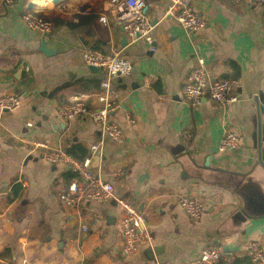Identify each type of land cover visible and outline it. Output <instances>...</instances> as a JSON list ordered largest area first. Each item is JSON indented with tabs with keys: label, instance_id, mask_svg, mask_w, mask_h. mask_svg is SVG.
Returning <instances> with one entry per match:
<instances>
[{
	"label": "crops",
	"instance_id": "crops-1",
	"mask_svg": "<svg viewBox=\"0 0 264 264\" xmlns=\"http://www.w3.org/2000/svg\"><path fill=\"white\" fill-rule=\"evenodd\" d=\"M105 1L15 0L0 8V98L20 100L15 111L0 112V264H197L208 246L228 247L234 260L248 257L253 242L264 248V219L252 223L245 236L229 231L237 208L233 195L183 179V167L168 147L181 143L198 166L209 158L212 168L254 169L252 118L257 107L264 110V5L190 0L206 27L189 35L166 14L169 0H147L152 44L138 40L122 49L124 32ZM29 11L53 24L45 38L54 52L50 56L40 51L42 36L22 21ZM85 50L106 55L119 50L132 64L131 75L114 85L119 108L111 119L122 132L118 141L102 135L91 118L57 117L58 106L76 99L96 107L93 96L103 72L82 63ZM200 61L212 79L237 82V103L185 101L183 87ZM226 131L240 136L238 150L220 152ZM98 141L104 148L93 169L113 185L117 198L144 215L152 237L132 256L122 252L121 208L115 200L66 206L60 196L73 173L31 151L34 142H44L82 159ZM182 197L204 200L199 220L181 210Z\"/></svg>",
	"mask_w": 264,
	"mask_h": 264
},
{
	"label": "built area",
	"instance_id": "built-area-1",
	"mask_svg": "<svg viewBox=\"0 0 264 264\" xmlns=\"http://www.w3.org/2000/svg\"><path fill=\"white\" fill-rule=\"evenodd\" d=\"M236 3L241 0H234ZM264 5V0H254ZM15 0H0V8L11 6ZM147 0H106L105 10L110 12L123 28L124 35L129 43L138 40L152 44V31L154 26L146 13ZM166 14L189 35L197 34L206 27L205 20L198 15L190 5V0H169ZM25 26L40 35L51 34L53 24L49 20L32 12L22 15ZM104 20V18L102 17ZM81 61L86 67H97L103 72L99 83L100 91L94 95L96 107L89 106L84 99H76L71 103H64L57 107V117L63 121H70L77 117L91 118L106 138L112 141L120 140L122 132L111 114L119 106L113 99L115 83L128 77L132 73V64L119 50H113L106 55L96 50H85L81 53ZM237 82L234 80H214L202 62L192 69L183 87L185 101L191 106H199L204 99H209L221 106H228L239 101L236 94ZM20 106L18 97L6 95L0 98V112L15 111ZM241 138L233 131H226L220 141V152L236 151L240 148ZM32 152H39V156L46 162L56 166H67L73 173L69 185L60 196V201L66 206H73L81 200L115 202L121 208L120 234L122 252L126 256L134 255L139 248L150 245L152 237L146 227L145 217L142 213L125 199L117 198L114 187L102 178L92 168L94 159L103 152L104 142L91 144L87 155L82 159L72 156L65 147H50L44 142H34ZM179 206L184 214L191 220L201 218L205 209L204 200L195 197H182ZM86 229L84 228V231ZM250 264H264V248L258 242L251 243L248 250ZM234 258L226 254L220 247L208 246L200 252L197 264H232Z\"/></svg>",
	"mask_w": 264,
	"mask_h": 264
},
{
	"label": "water",
	"instance_id": "water-1",
	"mask_svg": "<svg viewBox=\"0 0 264 264\" xmlns=\"http://www.w3.org/2000/svg\"><path fill=\"white\" fill-rule=\"evenodd\" d=\"M69 0H52L54 5L68 2ZM32 4H29V8ZM123 31V28H122ZM38 33V32H37ZM39 34V33H38ZM40 51L46 56L54 52L47 47L45 38L49 34L41 35ZM80 40L87 46L84 37ZM85 40V41H84ZM128 45L126 36L122 39V49ZM92 72L99 71L97 67H89ZM136 73V68L133 69ZM18 76V75H17ZM16 76V77H17ZM264 113L263 108L257 107L256 114L252 118V147L257 152L256 166L250 173L228 171L223 165L216 168L210 166L209 158H206L201 166H198L187 148L181 143L175 146H168L170 152L177 157V162L183 167L181 177L183 179H197L207 186H214L230 192L237 202V208L229 218L228 226L231 232H240L246 235L247 228L254 222L264 219ZM100 159L96 157L92 168L98 167ZM74 218L68 217L72 223ZM229 248L225 247L224 252L229 254Z\"/></svg>",
	"mask_w": 264,
	"mask_h": 264
},
{
	"label": "trees",
	"instance_id": "trees-1",
	"mask_svg": "<svg viewBox=\"0 0 264 264\" xmlns=\"http://www.w3.org/2000/svg\"><path fill=\"white\" fill-rule=\"evenodd\" d=\"M250 263V258L245 257L243 259H235L232 264H249ZM220 264H225L221 262Z\"/></svg>",
	"mask_w": 264,
	"mask_h": 264
}]
</instances>
